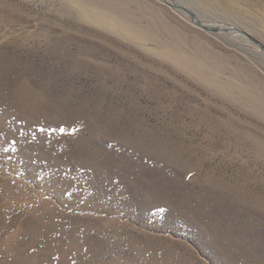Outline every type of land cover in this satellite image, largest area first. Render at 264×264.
<instances>
[{
    "label": "rangeland",
    "instance_id": "rangeland-1",
    "mask_svg": "<svg viewBox=\"0 0 264 264\" xmlns=\"http://www.w3.org/2000/svg\"><path fill=\"white\" fill-rule=\"evenodd\" d=\"M172 1L264 47V0ZM243 37L160 0H0V264H264Z\"/></svg>",
    "mask_w": 264,
    "mask_h": 264
},
{
    "label": "bare ground",
    "instance_id": "bare-ground-1",
    "mask_svg": "<svg viewBox=\"0 0 264 264\" xmlns=\"http://www.w3.org/2000/svg\"><path fill=\"white\" fill-rule=\"evenodd\" d=\"M170 2H172V3H175V4H177L176 3V1L174 2V1H172V0H169ZM87 8V7H86ZM191 10V9H190ZM192 11V10H191ZM193 12V11H192ZM195 15H196V13L195 12H193ZM181 15H184V16H189V15H187V14H181ZM87 18H89L91 21H94V22H96V23H98V24H100V25H104V26H108V25H111V24H115L114 22H112V21H106V20H104V19H98V18H93V17H91V16H86ZM197 17H198V19H199V21L203 24V25H205V26H209V27H212V28H217V29H219V32H227V33H232V32H236L237 34H241V36L243 37V36H245V37H247L254 45H256L257 47H259L263 52H264V47L258 42V41H256L254 38H252L251 36H249L247 33H244V32H242V31H240L239 29H236V28H234V27H229V26H223V25H217L216 26V24H213V25H210V24H207L206 23V21L204 20V19H202L201 17H199L198 15H197ZM109 18V17H108ZM90 21V22H91ZM193 22V21H192ZM137 29V28H136ZM125 30H127V29H125ZM136 34H138V33H136ZM140 34V33H139ZM140 36V35H139ZM244 38V37H243ZM246 38V39H247ZM245 39V38H244Z\"/></svg>",
    "mask_w": 264,
    "mask_h": 264
},
{
    "label": "water",
    "instance_id": "water-1",
    "mask_svg": "<svg viewBox=\"0 0 264 264\" xmlns=\"http://www.w3.org/2000/svg\"><path fill=\"white\" fill-rule=\"evenodd\" d=\"M160 1L163 2L167 7L171 8V9H173L175 11H178L181 14L189 15L191 21L196 23L203 30H205L207 32H212V33H218L219 32V29H217V28H212V27L203 25L199 21L197 15H195L189 8H187V7H185V6L181 5V4L172 3L169 0H160Z\"/></svg>",
    "mask_w": 264,
    "mask_h": 264
}]
</instances>
